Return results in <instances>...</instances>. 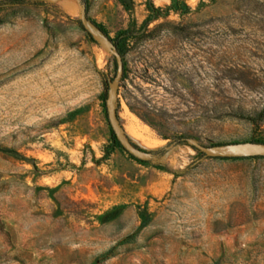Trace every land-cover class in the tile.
Segmentation results:
<instances>
[{"label": "rangeland", "instance_id": "rangeland-1", "mask_svg": "<svg viewBox=\"0 0 264 264\" xmlns=\"http://www.w3.org/2000/svg\"><path fill=\"white\" fill-rule=\"evenodd\" d=\"M86 1L0 0V145L27 157L0 151V264H264V157L184 140L264 142V0ZM83 11L132 32L115 107L148 160Z\"/></svg>", "mask_w": 264, "mask_h": 264}, {"label": "water", "instance_id": "water-1", "mask_svg": "<svg viewBox=\"0 0 264 264\" xmlns=\"http://www.w3.org/2000/svg\"><path fill=\"white\" fill-rule=\"evenodd\" d=\"M123 1L129 5H133V0H123ZM80 21L82 25L90 32V34L94 38H99L104 36L109 41V39L107 38L105 33L100 29V27L96 23L88 20L85 11L81 13ZM109 43L112 45L110 41ZM112 47L115 50V54L118 58V69L116 76L114 77L113 81L110 83L107 91L106 107H107L108 119L110 125L113 128L115 135L120 140L121 144L134 156L143 160H148L150 159L151 156L149 154L143 153L142 151L137 149L131 142H129L123 135L121 127L119 126L118 123L117 110L115 107V95H116L117 87L124 74V64L121 53L118 52L113 45ZM184 140L187 144L199 150L206 158H217V157L238 158V157H256V156L264 157V142L247 141V142H237V143L204 145L193 137H186Z\"/></svg>", "mask_w": 264, "mask_h": 264}, {"label": "trees", "instance_id": "trees-1", "mask_svg": "<svg viewBox=\"0 0 264 264\" xmlns=\"http://www.w3.org/2000/svg\"><path fill=\"white\" fill-rule=\"evenodd\" d=\"M18 1V0H13ZM86 0H82V3L86 6ZM182 4V7L180 6ZM166 9L169 11L170 9L174 10H182L183 12H189L190 6L183 0H172L171 4L166 7ZM149 10L152 12V14L145 20V23H147L151 17L156 16V12L161 11V8L155 7L152 3L149 5ZM81 23V21H80ZM82 24V23H81ZM132 32L130 29H125L123 31H120L115 37H110L108 34L105 33L109 41L112 43V45L117 49L118 52L123 54L125 52V43L130 38ZM246 118L256 122L257 117L254 116H246ZM170 145H167L161 149V151H165L169 148ZM0 151L7 153L8 155L15 156L17 158L26 159L27 157L21 155L20 152L16 151L15 149H12L7 146L0 145ZM258 157V156H256ZM147 221L143 222V225L146 224Z\"/></svg>", "mask_w": 264, "mask_h": 264}]
</instances>
